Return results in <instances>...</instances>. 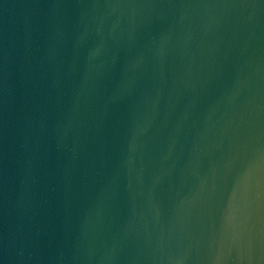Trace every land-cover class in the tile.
Listing matches in <instances>:
<instances>
[{
	"label": "water",
	"instance_id": "1",
	"mask_svg": "<svg viewBox=\"0 0 264 264\" xmlns=\"http://www.w3.org/2000/svg\"><path fill=\"white\" fill-rule=\"evenodd\" d=\"M0 264H264V0H0Z\"/></svg>",
	"mask_w": 264,
	"mask_h": 264
}]
</instances>
